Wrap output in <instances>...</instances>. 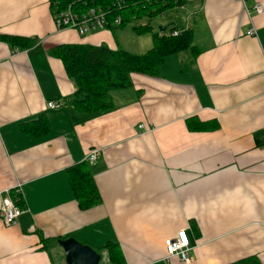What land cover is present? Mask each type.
<instances>
[{
  "label": "crops",
  "instance_id": "1",
  "mask_svg": "<svg viewBox=\"0 0 264 264\" xmlns=\"http://www.w3.org/2000/svg\"><path fill=\"white\" fill-rule=\"evenodd\" d=\"M176 9L189 10L187 20L169 26L190 30L193 47L167 56L158 75L133 73L132 86L111 92V109L87 114L75 109L76 84L50 50L124 48L121 34L58 29L50 0H0V264H67L56 239L69 237L97 251L115 243L127 264H264V146L253 137L264 129V0H188ZM3 36L34 42L19 48ZM43 116L47 134L22 130ZM192 116L219 127L191 131ZM84 162L102 196L89 209L67 173ZM13 192L26 211L6 225L1 205ZM182 229L190 263L166 247Z\"/></svg>",
  "mask_w": 264,
  "mask_h": 264
},
{
  "label": "trees",
  "instance_id": "2",
  "mask_svg": "<svg viewBox=\"0 0 264 264\" xmlns=\"http://www.w3.org/2000/svg\"><path fill=\"white\" fill-rule=\"evenodd\" d=\"M52 9L65 8L76 0H50ZM92 1V0H91ZM94 1V0H93ZM110 11L113 18L122 14V26H111L116 31L128 23L142 18L153 19L170 9L186 4L188 0L175 2H152L147 0H130L127 9L120 10L114 6L113 0H99ZM90 2L88 5H92ZM85 7H87L85 5ZM135 30L145 33L151 30L149 23L135 25ZM178 31V35H173ZM12 46L25 48L32 45V39L17 36H3ZM193 33L188 29L171 26L169 32L160 30L153 35V47L145 54L131 52L124 48L112 49L106 44L93 45L82 43H66L54 46L50 53L62 60L68 76L75 82L77 90L73 97L75 109L82 113L95 114L107 111L113 107L111 92L132 86V74L143 73L158 75L167 56L180 53L192 48ZM191 131L215 130L219 127L216 120L202 121L197 116L187 118ZM22 130L27 134L44 135L51 129L47 117L24 122ZM257 147L264 146V129L256 131L253 135ZM68 178L76 199L82 209H89L102 202V196L96 183L89 162L79 163L68 168ZM17 204L23 206L20 194L13 192ZM59 239H56L58 241ZM102 255L106 253L108 264H127L125 256L119 245L110 243L104 249L98 250ZM230 264H258L255 258H246Z\"/></svg>",
  "mask_w": 264,
  "mask_h": 264
},
{
  "label": "built area",
  "instance_id": "3",
  "mask_svg": "<svg viewBox=\"0 0 264 264\" xmlns=\"http://www.w3.org/2000/svg\"><path fill=\"white\" fill-rule=\"evenodd\" d=\"M128 1L130 0H113L112 2L116 8L124 10L128 8ZM154 1L165 3L179 2V0H147L149 4ZM237 1L245 3L246 0ZM90 2H92V5H88ZM85 5L87 7H85ZM182 6L183 5L179 6L178 8ZM52 10L58 29H73L76 30L81 36H85L89 33L99 30L110 29L111 26H122L124 22V17L122 14H118L111 18V10H108L105 5H102L99 0H76L73 4H70L65 8L56 7ZM255 11L257 13L262 12V5L259 2L255 5ZM172 34L176 36L179 34V32L174 31ZM247 34L251 36L255 35V29H249ZM48 106L51 108H58L62 106V103L59 101H50ZM98 156L99 150L94 149L88 154L87 158L90 163H93L97 160ZM17 191H20V189H17ZM25 211L26 208L17 204L11 195L5 198L1 205L2 220L6 225L16 223L18 218ZM166 247L170 256H178L183 262L186 263L193 261L190 239L185 229L178 231L175 237L167 239Z\"/></svg>",
  "mask_w": 264,
  "mask_h": 264
},
{
  "label": "rangeland",
  "instance_id": "4",
  "mask_svg": "<svg viewBox=\"0 0 264 264\" xmlns=\"http://www.w3.org/2000/svg\"><path fill=\"white\" fill-rule=\"evenodd\" d=\"M190 5V4H189ZM189 7V6H188ZM189 10H180V9H170L167 10L162 15H159L153 19L149 18H142L137 21L128 23L125 28L123 29H117L114 34L115 37L119 40V35L121 34V42L124 48L127 50L139 53V54H145L147 53L152 47H153V35L155 32L160 30L161 25L167 27V31L169 32L170 27L169 23L171 19H176L178 22L184 23L187 20V13ZM149 23L151 25V30L147 31L145 33H139L135 30V25H142ZM123 35V36H122ZM124 42H123V41ZM64 264V263H63ZM100 264H107V259L105 254L102 257Z\"/></svg>",
  "mask_w": 264,
  "mask_h": 264
},
{
  "label": "water",
  "instance_id": "5",
  "mask_svg": "<svg viewBox=\"0 0 264 264\" xmlns=\"http://www.w3.org/2000/svg\"><path fill=\"white\" fill-rule=\"evenodd\" d=\"M164 28H160L162 31ZM58 244L63 248L67 264H100L102 254L91 245L83 243L76 237L59 239Z\"/></svg>",
  "mask_w": 264,
  "mask_h": 264
}]
</instances>
